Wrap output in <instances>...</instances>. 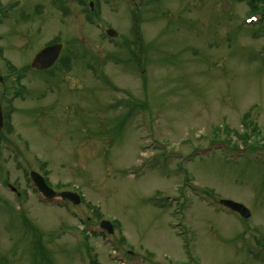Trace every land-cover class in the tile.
<instances>
[{"label":"rangeland","instance_id":"374dc122","mask_svg":"<svg viewBox=\"0 0 264 264\" xmlns=\"http://www.w3.org/2000/svg\"><path fill=\"white\" fill-rule=\"evenodd\" d=\"M92 1L0 0V264H264V0Z\"/></svg>","mask_w":264,"mask_h":264},{"label":"water","instance_id":"95a60500","mask_svg":"<svg viewBox=\"0 0 264 264\" xmlns=\"http://www.w3.org/2000/svg\"><path fill=\"white\" fill-rule=\"evenodd\" d=\"M130 1H138V0H130ZM91 6L93 7V3H91ZM116 32L114 30H109L108 34L110 36H113ZM62 51V44L57 43L53 45H49L42 49L37 57L35 58L33 62V67L37 70H46L51 68L58 60L60 53ZM4 119H3V113L0 106V129L3 127ZM31 179L34 182L37 189L48 198V200H52L56 196L55 190H53L46 182L45 178L39 174L36 171H32L30 173ZM60 196L62 199H68L72 201L74 204H79L81 202V197L79 194L71 192V191H64L60 193ZM222 205L225 207L238 212L241 216L248 218L251 216L250 210L244 206L241 203L234 202L231 200H225L222 199L220 201ZM101 227L103 229H106L109 233L114 232L113 224L110 221H102ZM90 264H98L96 261H91Z\"/></svg>","mask_w":264,"mask_h":264},{"label":"flooded vegetation","instance_id":"af4514ba","mask_svg":"<svg viewBox=\"0 0 264 264\" xmlns=\"http://www.w3.org/2000/svg\"><path fill=\"white\" fill-rule=\"evenodd\" d=\"M81 1L84 2V3H88V6L90 7V10L93 11V9H94V2H93L92 0H81ZM123 1L132 2V3H134L135 5L139 2V1H130V0H123ZM82 2H81V3H82ZM91 3H93V7H92V8H91ZM5 12H6V9L0 7V24L2 23V21H1V20H2L1 17L4 18V17L7 16V15L4 16V13H5ZM91 14H93V13H91ZM90 16H91V15H90ZM91 20H92V19H90V21H91ZM109 29H112V28H110V27H105L106 32H107ZM116 36H117V34H115L112 38H114V37H116ZM45 47H47V46H45ZM45 47H44V48H45ZM44 48H42V49H44ZM42 49H41V50H42ZM62 49L64 50V47H63ZM41 50H40V51H41ZM40 51H39V52H40ZM0 53H2V47H1V46H0ZM38 54H39V53H38ZM38 54H37V55H38ZM37 55H36V57H37ZM61 55H62V53H60V56H61ZM60 56H59V58H60ZM36 57H35V58H36ZM34 60H35V59H34ZM33 62H34V61H33ZM32 67H33V63H32ZM33 69L36 70V71H39V70H37V69L34 68V67H33ZM39 72H43V71H39Z\"/></svg>","mask_w":264,"mask_h":264},{"label":"trees","instance_id":"16d2710c","mask_svg":"<svg viewBox=\"0 0 264 264\" xmlns=\"http://www.w3.org/2000/svg\"><path fill=\"white\" fill-rule=\"evenodd\" d=\"M261 0H250L249 4L251 6V11L253 10H258V6L261 4ZM255 12V11H254ZM260 20H264V10L261 12V19ZM244 138V140H247L250 138V135L248 136V134H246L245 136H242Z\"/></svg>","mask_w":264,"mask_h":264}]
</instances>
